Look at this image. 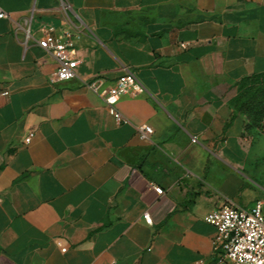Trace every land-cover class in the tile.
Masks as SVG:
<instances>
[{"label":"crops","instance_id":"crops-1","mask_svg":"<svg viewBox=\"0 0 264 264\" xmlns=\"http://www.w3.org/2000/svg\"><path fill=\"white\" fill-rule=\"evenodd\" d=\"M0 8V264H219L206 215L264 204V122L247 134L231 105L264 74V0ZM46 26L80 35L75 79L51 82ZM126 70L139 85L117 102L131 121L119 123L106 95ZM96 77L99 92L85 85Z\"/></svg>","mask_w":264,"mask_h":264},{"label":"built area","instance_id":"built-area-1","mask_svg":"<svg viewBox=\"0 0 264 264\" xmlns=\"http://www.w3.org/2000/svg\"><path fill=\"white\" fill-rule=\"evenodd\" d=\"M67 7L70 6L67 5ZM8 17L9 14L0 8V18ZM53 31L52 26L43 27V36L37 40V44L45 53L52 55L58 63L51 82L70 81L77 77L76 69L80 60L75 55V42L80 35L71 37L67 33L64 39H60L54 35ZM85 85L94 92H99L102 79L96 77L89 83L85 82ZM138 85L135 74L126 70L107 91L106 103L110 114L117 122L131 123L116 104L121 98L129 96ZM8 94V91L0 92V96ZM135 127L142 140H149L153 134L152 126L148 124H137ZM195 141L196 138H193V142ZM154 189L158 194L163 192L159 187L155 186ZM145 219L150 222L148 214H145ZM205 220L216 228L213 245L217 263L264 264V204L262 201H256L250 207H240L227 201L220 208L208 213Z\"/></svg>","mask_w":264,"mask_h":264},{"label":"trees","instance_id":"trees-1","mask_svg":"<svg viewBox=\"0 0 264 264\" xmlns=\"http://www.w3.org/2000/svg\"><path fill=\"white\" fill-rule=\"evenodd\" d=\"M231 105L235 114L245 115L247 119L245 132L251 136L256 135L264 122V74H253L243 78L238 84V94Z\"/></svg>","mask_w":264,"mask_h":264}]
</instances>
